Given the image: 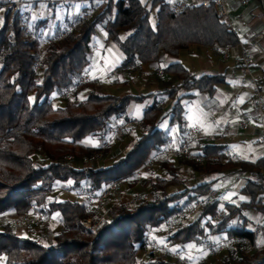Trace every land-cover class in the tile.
Segmentation results:
<instances>
[{
	"label": "trees",
	"instance_id": "1",
	"mask_svg": "<svg viewBox=\"0 0 264 264\" xmlns=\"http://www.w3.org/2000/svg\"><path fill=\"white\" fill-rule=\"evenodd\" d=\"M13 1L0 0V217L14 218L31 207L44 205L48 216L53 212L59 215L60 228L45 243L39 238L19 237L9 223H4L0 228L3 264H178L153 253L145 261L137 255L145 248L149 232L164 227L184 206L205 195L217 181V174L228 171L244 177L237 194L245 199L221 207L217 197L203 203L193 220L173 225L166 239L178 249L200 248L210 238H215L212 242L236 237L239 241L214 264H264V240L255 241L258 229L250 231L244 218V212L264 217V156L253 161L231 159L225 154L224 144L196 143L191 156L202 162L186 160V178L181 177L178 160L152 162L158 174L141 183L149 187L150 199L133 207L117 203L98 215V207L90 208L92 203L55 197L48 200L57 185L71 193L86 188L93 195L110 181L133 186L140 178L135 171H149V161L170 142L168 130L160 128V123L167 120V126L174 125L178 140L185 133L181 101L189 95L184 92L193 90L211 98L215 85L223 82L221 76L194 75L172 62L161 72L174 77L178 84L155 93L116 96L99 93L95 80L78 84L89 62L95 26L102 23L106 40L121 53L118 69L139 65L154 69L162 56L174 59L190 46L237 45L236 34L217 16L214 1L174 13L164 0L147 4L110 0L90 20L77 19L61 36L58 32L51 36L43 32V48L37 31L44 27L45 20L35 21L33 37L27 36L20 8L11 9ZM44 1L48 0H34V4ZM152 10L153 28L149 23ZM71 89L75 95L85 91L84 96L53 105L55 97ZM148 98L150 102L143 106L137 124L141 134L120 158L99 167L82 168L65 161L89 160L100 152L107 153L108 148L85 141H103L112 119L121 117L126 121L127 107ZM157 98L170 101L166 111ZM37 153L45 164L34 163L32 156ZM209 175L212 179H203ZM234 218L239 222L232 224ZM83 219L92 223L102 219L103 224L91 233L80 224ZM243 239L252 244L247 253L238 250Z\"/></svg>",
	"mask_w": 264,
	"mask_h": 264
},
{
	"label": "crops",
	"instance_id": "2",
	"mask_svg": "<svg viewBox=\"0 0 264 264\" xmlns=\"http://www.w3.org/2000/svg\"><path fill=\"white\" fill-rule=\"evenodd\" d=\"M23 1L34 3V0ZM139 1L147 4L150 0ZM176 1L178 0H164L168 5ZM185 1L188 6L205 5L208 2V0ZM222 1L227 13L224 21L236 34L237 45L230 48L190 46L180 50L174 59L162 56L161 63L154 69H150L147 65H139L140 73L137 78H141V84L147 88L149 93H155L178 84L174 77L161 72L163 66L172 62L180 63L194 75L221 76L223 82L215 85V91L211 98L204 93H197L193 90L184 92V94L189 95L181 101L183 124L188 125L184 127V131L196 128L198 130L197 139L201 142L224 144L226 149H228V144L224 142L226 140L231 139L242 146L248 142L252 153L258 158L264 156V142L260 136L258 125L261 116L264 127V0ZM46 3H48V8L53 10L52 14L56 19L48 32L49 36L57 32L60 36L63 35L62 33L68 31L67 27H71L81 14L87 12L94 14L102 6L101 0H57L55 2L48 0ZM37 4L41 9H44L41 7L42 5L40 6V2ZM21 13L22 16L26 14L22 11ZM215 48L219 49L218 53L215 52ZM242 53H245L250 61L248 68H244L240 64ZM90 69L91 67L88 65L83 69L87 76L91 73ZM116 69L113 74H118V78L110 80L114 89L120 87V84L127 83L128 80H124V77L132 74V70H134L127 68L123 71L125 73L120 74L122 70L118 67ZM89 79L101 82L100 78ZM255 90L258 91L263 104L261 113L257 111L255 106ZM157 100L163 105L164 111L169 108L170 101L168 99L157 98ZM149 102L150 99L148 98L142 104L144 106ZM133 106L134 104H130L126 109V121L131 123L136 121L132 116ZM242 120L246 121L244 128L239 127V121ZM123 121H125L124 118ZM162 129L168 130L170 136V142L167 146L176 145L180 140L177 139L176 127L174 125L167 126L166 120V125ZM225 154L231 159H239L231 157L227 150ZM206 178V180L212 179V176L209 175ZM216 178L219 186L217 188L211 187V189L217 190L219 195L229 191L230 188L231 191L236 192L244 182V177L234 171L219 173ZM248 216L253 220L256 227L261 226L259 230L255 231V241L260 243L264 240V217L260 218L254 213ZM16 229H20V227H16Z\"/></svg>",
	"mask_w": 264,
	"mask_h": 264
},
{
	"label": "rangeland",
	"instance_id": "3",
	"mask_svg": "<svg viewBox=\"0 0 264 264\" xmlns=\"http://www.w3.org/2000/svg\"><path fill=\"white\" fill-rule=\"evenodd\" d=\"M22 1V4L20 6V9L25 16H23V23H24V33L29 36L33 37V28L35 21L37 20H45L44 27H41L39 31H37V34H39V39L41 41V48L45 45V35L44 33H47L51 30L53 23L55 22V17L53 16L52 12L53 10L48 8V1L40 2V6L44 7V9H41L37 3H32L31 1ZM50 1H57V0H50ZM144 1V0H143ZM59 2V1H58ZM98 3V1H96ZM52 5V3H50ZM95 14V13H94ZM27 17V18H26ZM149 23L150 26L153 28L155 24V15L154 10H152L149 14ZM70 29V26L67 27V30ZM65 32V31H64ZM123 33L119 34L120 38H123ZM92 47V48H91ZM121 60V53L116 48V46L111 43L110 41L106 40V33L105 30L102 27V23H98L95 26L94 33L91 36L90 39V52H89V62L88 66L91 67V73L88 75L89 78H100L101 82H97L95 80V85L99 90V93H107L111 95H138V94H147L149 91L145 86L141 84V78L138 79L137 76H139L140 70L138 67L133 68L132 74H128L127 77H124V80H128L127 83L120 84V87H118L116 90L114 89V86L111 84L110 80H114V78H118V74H113L119 66ZM124 70L120 71V74L125 73ZM92 76V77H91ZM138 79V80H137ZM90 80V79H89ZM106 82V83H103ZM152 92V91H151ZM85 91H81L77 93L76 95L74 93L71 94V96L67 99H60L58 97H55L53 100L54 106H60L63 105L68 100H76L79 98H82L84 96ZM134 112H133V118L136 120L131 125V130L129 132L124 131L121 137L114 138L110 134V128L116 127L121 125L123 118L118 119H112L110 122V127L107 130V133L105 134V137L103 141L97 140V139H87L85 142L90 144H97L101 146L102 148L106 149L108 148V152H100L99 154L95 155L89 160H80V159H70L66 158L65 161L71 165H73L75 168H82L85 166H91V167H99L104 164L110 163L112 160H116L120 158L124 152L128 149V147L140 136L141 132L138 129V121L141 118L142 113V103H136L134 104ZM208 109V107H206ZM128 122V121H123ZM134 124L136 127H134ZM166 125V120H164L162 123H160L159 127L163 128ZM185 126H188L186 123L182 125L184 128ZM198 137V136H197ZM201 140L197 139L194 140L191 147V153L194 152V147H196V143L199 144ZM228 144L227 153L234 158H239L241 160L246 161H253L256 156L252 153L250 144L248 142H245V146H242L241 144H238L236 141L233 140H226L224 141ZM259 156V155H258ZM32 160L36 164H45L46 161L44 160L43 156L40 153H37L32 156ZM188 159L180 158L177 161V164L179 166V170L181 173L182 178L187 177V166L185 165V161ZM148 170L146 173H141V176L139 178V181H137L133 186L129 187L127 185L122 184V190L126 193H134L140 195L145 200L150 199L151 193L148 186H142L141 183L143 180L149 179L151 176H155L158 174V171L156 170V167L153 164L147 165ZM204 178V177H203ZM207 178L205 177L204 180ZM219 184L217 182L212 183V188H217ZM57 198L59 200L63 199H71L73 200L72 193L67 192L64 189L63 185H57L53 192L48 196V200L51 198ZM217 200L219 203H221L220 207L227 202L230 203H237L240 200H244L245 197L237 194V191H231V188L227 192H223L222 194H218ZM116 197H110L109 200L104 201L102 203L93 202L90 204V208L98 207V215H104L107 208L111 205L117 204V203H123L126 201L127 197H121L122 201L118 202L116 201ZM190 205L184 206L180 213H178L172 220H169L167 223H170L167 227H161L159 230L151 231L148 233V242L145 245V248L138 253L137 258L141 261H145L148 258L149 253H153L155 255H161L164 257H168L169 259H172L176 261L175 255L179 252V249L176 248L175 243L172 241H169L166 239V234L171 230L172 226H181L183 224H186L194 219L197 209L196 210H189ZM222 213V212H221ZM253 212H244V218L246 220L245 227H247L250 231H254L256 229V225L249 218V214ZM221 215V214H220ZM247 215V216H246ZM13 218H5L0 217V228L4 223H9L12 229L14 230L15 234L19 237H28L32 240H35V238L42 239L43 242L48 243L51 241V238L54 233H56L60 226L58 223L59 215L56 212H53L47 219V224L44 226L39 227H29V226H21L20 229H16L12 225ZM239 220L236 218L231 220V223H237ZM24 234V235H23ZM221 237V236H218ZM212 240V238H210ZM261 242V241H260ZM187 248V247H186ZM177 249V251H176ZM226 250V249H225ZM225 250L222 251H211V252H197L192 254L191 256V262L192 264H200L199 261H202L203 264H214L216 263L224 254ZM0 264H3L2 258H0Z\"/></svg>",
	"mask_w": 264,
	"mask_h": 264
},
{
	"label": "built area",
	"instance_id": "4",
	"mask_svg": "<svg viewBox=\"0 0 264 264\" xmlns=\"http://www.w3.org/2000/svg\"><path fill=\"white\" fill-rule=\"evenodd\" d=\"M110 0H101L102 5L105 4ZM214 5L216 8V14L219 18L224 20L226 18V9L223 4L222 0H213ZM22 4L21 0H15L13 1L10 6L12 11H16L20 8ZM206 5V4H205ZM187 3L185 0H178L176 2H172L170 4V10L174 13L181 11L185 7H187ZM93 17L92 12L83 13L80 15V19L83 21L90 20ZM215 52L218 53L219 49L215 48ZM240 64L244 68H248L250 61L245 53H242L240 56ZM37 68V67H36ZM78 84H83L89 82V77L84 73L81 72L78 77ZM73 92V89L63 92L59 98L60 99H67L71 96ZM255 96V106L259 113L263 111V104L261 99L259 98L258 91H254ZM132 123L131 122H122L121 125L116 127L110 128V134L114 138L121 137L124 131H127L130 129ZM259 125V132L260 136L264 142V127H263V121L260 119L258 121ZM246 126V121L242 120L239 121V127L244 128ZM198 136V130L196 128H191L185 131L183 136L180 138L178 143L173 146H167L161 149L150 161L152 162H168V161H177L179 158L184 159H192L194 162H202L201 159L197 157L191 156L190 147L194 140ZM140 169L136 170L134 175L137 177V179L140 177ZM218 195L217 190L210 189L205 195L200 197L199 199L195 200L189 207V210H196L198 209L203 203L210 202L213 199L216 198ZM72 197L74 202H82L86 204H90L93 202L102 203L104 201H107L110 199V197H116V201L120 202L122 201L121 197H127L126 201H124V205L127 207H133L137 205L140 201L145 200L138 194L134 193H126L122 190V184L116 181H110L102 186V188L93 195L88 189L82 188L78 190L75 193H72ZM47 210L44 205H42L41 208L31 207L27 212L14 217L12 220V225L15 227H21V226H33V227H41L47 224L48 219ZM80 224L85 228L88 229L91 233H94L97 229H99L102 224L103 220L98 219L95 222H91L90 219H83L80 221ZM170 225V223H166L164 227H167ZM261 226H257L256 229H260ZM239 241L236 237H230L229 239H219L216 241H210L206 240L204 244L200 248H181L179 252L175 255L176 262L178 264H192L191 262V256L194 253L197 252H211L214 250L222 251L225 249H231L232 246H234ZM247 246V247H246ZM252 249V244L249 243L247 239H243L242 244L239 245L238 250L242 251L243 253H247Z\"/></svg>",
	"mask_w": 264,
	"mask_h": 264
}]
</instances>
